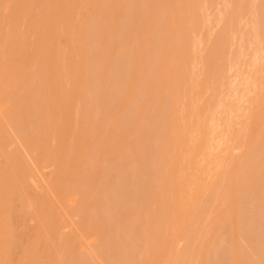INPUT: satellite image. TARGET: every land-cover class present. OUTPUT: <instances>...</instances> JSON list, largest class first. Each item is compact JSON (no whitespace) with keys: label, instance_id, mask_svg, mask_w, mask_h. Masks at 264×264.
<instances>
[{"label":"rangeland","instance_id":"obj_1","mask_svg":"<svg viewBox=\"0 0 264 264\" xmlns=\"http://www.w3.org/2000/svg\"><path fill=\"white\" fill-rule=\"evenodd\" d=\"M79 1L38 0L62 10L53 15L56 41L41 37L52 40L54 49L45 48L52 66L65 65L57 76L47 53L40 61L50 64L39 56L41 64L23 63L26 52L16 65L14 44L30 42L28 53H38L32 46L52 26L51 10L41 22L37 0H0V83L7 81L0 86V212L13 213L8 236L0 232V264H16L17 253L26 264L28 257L35 264H264V0ZM42 64L53 68L48 91L39 87ZM18 72L28 76L22 81ZM21 83L39 84V93ZM38 96L50 103L38 105ZM22 98L26 107L40 101L29 105L40 109L32 118L45 114L38 139Z\"/></svg>","mask_w":264,"mask_h":264},{"label":"bare ground","instance_id":"obj_2","mask_svg":"<svg viewBox=\"0 0 264 264\" xmlns=\"http://www.w3.org/2000/svg\"><path fill=\"white\" fill-rule=\"evenodd\" d=\"M29 1H30V0H29ZM31 1H32V0H31ZM34 1H35V0H34ZM44 1H45V0H44ZM56 1L58 2V0H56ZM59 1H60V0H59ZM61 1H64V0H61ZM68 1L70 2L71 0H68ZM78 1H79V0H78ZM80 1H82V0H80ZM80 1H79V2H80ZM2 2H3V1H2ZM15 2H16V1H15ZM49 2H50V1H49ZM51 2H52V1H51ZM57 2H56V3H57ZM33 3H34V2H33ZM39 3H40V4H38V0H37V3H36V4H38V7L42 4L41 2H39ZM61 3H64V5H65V4H66V0H65V2H60V3L58 2V5L61 4ZM74 3H77V2H74ZM218 3H219V2H218ZM52 4H53V2H52ZM52 4H48V3H46V4H45L46 8L43 7L44 4L41 5V6H42V7H41V10L43 11V9H44L45 12L43 11V13H44V14H43L44 17L42 16L43 18L40 19L41 22H43V21H42L43 19H44L45 22H48V21H49L48 24L52 25V26H50L51 28L53 27V24H55V22H57V21L54 20V19H56V18H54L55 14H56V13H55V12H56L55 10H56V9H57V10H58V9L60 10L59 7H58V8L55 7V9L52 8L54 11H53L52 9H50V8L52 7V6H51ZM70 4H71V2H70ZM206 4H207V3H206ZM13 5H14V4H13ZM17 5H19V4H17ZM17 5H16V6H17ZM49 5H50V6H49ZM55 5H56V4L54 3L53 6H55ZM58 5H57V6H58ZM61 5H62V4H61ZM68 5H69V4L67 3V6H68ZM1 6H2V5L0 4V7H1ZM47 6L49 7L48 9H47ZM59 6H60V5H59ZM73 6H74V4H73ZM14 7H15V6H14ZM28 7H29V4H28ZM64 7H65V6H64ZM64 7H63V8H64ZM70 7H72V6H70ZM76 7H77V6H76ZM78 7H80V6H78ZM11 8H12V7H11ZM17 8H18V7H17ZM34 8H35V10H36V7H34ZM67 8H69V6H68ZM1 9H2V8H1ZM12 9H14V8H12ZM22 9H23V8H22ZM49 9L51 10L50 12H48ZM71 9H72V8H71ZM168 9H169V8H168ZM17 10H18V9H17ZM17 10H16V11H17ZM46 10H47V11H46ZM169 10H170V9H169ZM12 11H14V10H12ZM19 11H21V10H19ZM19 11H18V12H19ZM36 11H37V10H36ZM60 11H62V10H60ZM202 11H203V10H202ZM0 12H1V11H0ZM18 12H17V13H18ZM46 12H48V14L52 12L51 14H49V16H51V17H49V16L47 15ZM65 12H66V10H65ZM65 12H64V13H65ZM207 12H208V11H207ZM218 12H219V11H218ZM21 13H22V12H21ZM45 13H46V15H45ZM57 13H58V11H57ZM72 13H73V11H72ZM23 14H24V13H23ZM41 14H42V13H41ZM41 14H40V15H41ZM66 14H67V13H66ZM68 14H69V12H68ZM0 15H1V14H0ZM10 15H11V14H10ZM16 15H17V14H16ZM53 15H54V16H53ZM75 15H76V13H75ZM75 15H74V16H75ZM28 16H29V15H28ZM45 16H46V17L48 16L49 19L52 18V19L54 20L53 23L51 24L52 19L49 20V19L46 18ZM61 16L64 17V14H61ZM70 16H71V15H70ZM70 16H67V17L70 18ZM13 17H14V16H13ZM22 17H24V16H22ZM34 17H35V16H33V19H34ZM57 17H58V15H57ZM65 17H66V16H65ZM26 18L28 19L27 16H26ZM31 18H32V17H31ZM37 18H38V17H37ZM45 18H46V20H45ZM69 18H68V19H69ZM1 19H2V18H1ZM33 19H32V20H33ZM35 19H36V18H35ZM35 19H34V20H35ZM47 19H48V21H47ZM64 19H65V18H64ZM203 19H204V18H203ZM30 20H31V19L29 18V21H30ZM40 20L35 21V22L39 24V23H41ZM56 20H59V18L56 19ZM65 20H66V19H65ZM70 20H71V19H70ZM70 20H69V21H70ZM29 21H28V22H29ZM60 21H61V20H60ZM25 22H26V20H25ZM35 22H33L34 25H35ZM62 22H63V21H62ZM66 22H68V21L66 20ZM66 22H65V23H66ZM73 22H74V21H73ZM76 22H77V21H76ZM215 22H216V21H215ZM0 23H1V22H0ZM2 23H3V22H2ZM2 23H1V24H2ZM31 23H32V22H31ZM31 23H30V24L28 23L29 26L31 25ZM59 23H60V22H59ZM59 23H57V24H59ZM63 23H64V22H63ZM172 23H173V22H172ZM13 24H14V23H13ZM38 24H36V25L33 26V27H36ZM42 24H43V23H42ZM69 24H70V23H69ZM203 24H204V23H203ZM215 24H216V23H215ZM44 25H45V24H44ZM46 25H47V24H46ZM59 25H61V24H59ZM64 25H66V24H64ZM15 26H16V24H15ZM19 26H20V25H19ZM62 26H63V25H62ZM66 26H67V25H66ZM70 26H71V25H70ZM70 26H69V27H70ZM16 27H18V26H16ZM26 27H28V26H26ZM47 27H48V26H46V28H47ZM50 27L48 28V30H45V32L50 31V30H51ZM58 27H59V26L56 27V26L54 25L53 28H57V29L59 30L60 27H59V28H58ZM64 27H65V26H64ZM238 27H239V26H238ZM18 28H19V27H18ZM28 28H29V27H28ZM40 28H41V27H40ZM53 28H52V30H53ZM66 28H67V27H66ZM85 28H86V27H85ZM57 29H54L55 31H54V30H53V31L51 30L49 33H48V32H47V33L44 32V34H43V33L40 34V33L38 32V34H37V38H38V35L40 34L39 38H40V40H42V41H41V45L43 44V47H40V46H41L40 43L38 44V47H37V46H32L33 48L36 47L37 49H40V48H41V49L38 51V53H37V51H36L35 55L33 54V55H34L33 57L31 56L32 54H30L31 52L28 53V49H27V48H29V46L31 47V44H32V43L28 42L29 44H28V43H27V44L25 43V44H26V45H25V44H24V40H23V41L21 40V42H23V45H25V46H21L22 44H21V45H20L19 43L16 44V42H17V40H18V39H17V40L15 41L14 44L16 45V47L18 46V48H16V51H20L19 53L17 52V53H18V54H17L18 56L16 55V56L19 57V58L16 57V62H17V63L13 60V59H15V57L12 58L11 60H9V59H10V58H9L8 60H9V61H12V62H11L12 64H11V63H9V64H10L11 66H13V62L16 63V65L19 64L17 59H20V57H21L23 54L25 55L26 52H27L26 55H29L30 58H28L29 56H27V57L25 56V57L27 58V59H26V58L24 57V55H23V57L25 58V59L22 60L23 63H24V60H25L26 62L29 61V63H30L32 60H34V59L36 60V58H37L38 56H39V58H40L39 61H40V60H43V56H45L44 54H46V53H47V54H46L45 59L47 60V57H48V53H49V52L46 51V49L48 50V46H50L49 50H50V49H52V50L54 49V48H51L52 46H51L50 44H48V43H50V41H52V40H53V42L56 41V39H54V35L57 34V33H56V30H57ZM64 29H65V28H64ZM11 31H12V30H11ZM15 31H16V30H15ZM32 31H33V30H32ZM34 31H35L34 33L37 32V30H34ZM39 31H40V30H39ZM175 31H176V30H175ZM13 32H14V31H13ZM26 32H27V31H26ZM51 32H53V33H51ZM13 34H14V33H13ZM18 34L20 35V33H18ZM45 34H47V35L50 34L49 36H51V37H52L51 34H54L53 37L51 38L52 40L50 39L49 36H48V37H49V38H48L49 40L46 39L47 37H45V36H46ZM43 35H45V36L43 37L44 39H41V37H42ZM94 35H95V34H94ZM26 36H28V35H26ZM210 36H211V35H210ZM17 37H18V36H17ZM20 37H21V36H20ZM20 37H19V38H20ZM95 37H96V36H95ZM7 38H8V37H7ZM10 38H11V37H10ZM55 38H56V37H55ZM13 39H14V38H13ZM20 39H21V38H20ZM45 39H46V41H45ZM93 39H94V38H93ZM233 39H234V38H233ZM35 40H36V39H35ZM35 40H34V41H35ZM43 40H44V41H43ZM54 40H55V41H54ZM86 40H87V39H86ZM95 40H96V39H95ZM195 40H196V39H195ZM18 41H20V40H18ZM57 41H58V40H57ZM87 41H88V40H87ZM9 42H10V41H9ZM21 42H20V43H21ZM32 42H33V41H32ZM37 42H39V41H37ZM42 42H43V43H42ZM45 42H46V44L44 45ZM47 42H48V43H47ZM197 42H198V41H197ZM57 43H58V42H57ZM10 44H11V42H10ZM52 44H53V43H52ZM177 44H178V43H177ZM200 44H201V42H200ZM19 45H20L21 47H20ZM36 45H37V43H36ZM39 45H40V46H39ZM53 45H54V44H53ZM59 45H60V44H59ZM255 45H256V44H255ZM44 46H45V47H44ZM56 46H57V45H56ZM85 46H86V45H85ZM23 47H24V48H23ZM26 47H27V48H26ZM54 47H55V45H54ZM60 47H61V46H60ZM60 47H58V46L55 47V48H56V49H55V52H56V50H57L58 48H59V49L57 50V52H60V50H61ZM93 47H94V46H93ZM233 47H234V46H233ZM25 48H26V49H25ZM45 48H46V49H45ZM200 48H201V47H200ZM18 49H20V50H18ZM24 49H25V50H24ZM88 49H89V48H87V50H88ZM22 50H24L25 53L22 52ZM29 50H30V48H29ZM42 50H43V51H42ZM44 50H45V52H44ZM74 50H75V49H74ZM85 50H86V49H84L83 51H85ZM87 50H86V51H87ZM94 50H95V48H94ZM194 50H195V49H194ZM14 51H15V50H14ZM40 51H41V52H40ZM86 51H85V52H86ZM32 52H33V51H32ZM43 52H44V53H43ZM50 52H51V51H50ZM53 52H54V51H53ZM57 52H56V53H57ZM88 52H89V50L87 51V54H88ZM253 52H254V50H253ZM20 53H23V54H20ZM40 53L42 54L41 56H40ZM51 53H52V52H51ZM83 53H84V52H83ZM89 53H90V52H89ZM195 53H196V52H195ZM195 53H194V54H195ZM259 53H260V52H259ZM13 54H14V53H13ZM57 54L60 55V53H57ZM57 54H54V55H57ZM64 54H65V53H64ZM87 54H86V55H87ZM203 54H204V53H203ZM20 55H21V56H20ZM49 55H50V53H49ZM71 55H72V54H71ZM94 55H95V54H94ZM242 55H243V54H242ZM36 56H37V57H36ZM57 56H58V55H57ZM60 56H61V55H60ZM60 56H58V57H60ZM84 56H85V55H84ZM253 56H254V54H253ZM256 56H257V55H256ZM58 57L55 56L56 59H57ZM79 57H80V56H79ZM85 57H88V61H89V55H88V56H85ZM239 57H240V55H239ZM32 58H34V59H32ZM41 58H42V59H41ZM49 58H50V56L48 57V59H49ZM77 58H78V57H77ZM194 58H195V57H194ZM21 59H22V58H21ZM45 59H44V60H45ZM52 59H54V57H53ZM52 59H51V60L49 59V61H51L52 64H50V63L47 61V62L51 65V67H53L52 65H53V62H54V61H52ZM59 59H60V58H59ZM95 59H96V58H95ZM167 59H168V58H167ZM46 60H45V62H41V61H40V62L46 64V63H47ZM57 60H58V59H57ZM57 60H55V61H56V62H59V60H58V61H57ZM83 60H84V59H83ZM90 60H92V59H90ZM179 60H180V59H179ZM244 60H245V59H244ZM19 61H20V60H19ZM36 61H38V59H37ZM39 61H38V63H37V62H36V63H37V64H41V63H39ZM94 61H95V60H94ZM171 61H172V60H171ZM228 61H229V60H228ZM20 62H21V61H20ZM81 62H82V59H81ZM90 62H91V61H90ZM244 62H245V61H244ZM7 63H8V62H7ZM7 63H6V64H7ZM26 64H27V63H25V65H26ZM30 64H32V62H31ZM56 64H57V63H56ZM58 64H59V65H56V67L54 66V67H55V71H54L55 73H56V70H58V69H56V68H58V66H60V64H62V63H58ZM88 64H89V62H88ZM88 64H87V65H88ZM195 64H196V62H195ZM14 65H15V64H14ZM19 65H20V64H19ZM19 65H18V66H19ZM21 65H22V64H21ZM50 65H49V66H48V65H45L43 68H45L46 70L44 69L43 71L41 70V69H43V68H41V67L43 66V64H42L40 67H38V68H39V69H38V70H39L38 73L40 72V74H42V76H40V74H37L38 77H39V76H40V77H43V76H44V81L41 80V79H43V78L40 79V81H42V83H41V82L39 83L40 86H39V84H37V85H34V86H35V88H34V86H32V85L29 83V84H27L26 87H28V85H29V86L31 85V88L27 89V88L21 83V84L24 86L25 91L31 92V89H34L33 91L37 94V92H38V90H39L38 86H39L40 88H42V89H43V87L46 88V89H47V88H48V89H51V87H49L51 84H48V85H49V86H48L47 83H48L49 81H52L53 79L50 78L51 80H49V81H48V79H47L48 82L45 81V79L48 78V76L46 77V74L49 75L50 73L53 72V68H54V67L51 68ZM237 65H238V64H237ZM4 66H5V65H4ZM6 66L8 67V64H7ZM23 66H24V64H23ZM27 66H29V64H28ZM46 66H48V67H49L48 69H50V70L48 71V73H45V71H47ZM63 66H65V65H63ZM63 66L61 65L60 68L63 69ZM74 66H76V65H74ZM79 66H80V64H79ZM239 66H240V65H239ZM71 67H72V66H71ZM90 67H91V66H90ZM95 67H96V65H95ZM195 67H196V66H195ZM0 68L2 69L1 66H0ZM9 68H10V67H9ZM93 68H94V67H93ZM193 68H194V66H193ZM13 69H15V67H13ZM24 69H27V68H24ZM94 69H96V68H94ZM233 69H234V68H233ZM3 70H4V69H3ZM3 70H2V71H3ZM11 70H12V68H10V71H11ZM20 70H21V69H20ZM51 70H52V72H51ZM90 70H91V69H90ZM195 70H196V69H195ZM13 71H14V70H13ZM41 71H42V72H41ZM60 71H61V70H60ZM62 71H63V70H62ZM88 71H89V70H88ZM7 72H8V70H7ZM7 72H6V74H7ZM11 72H12V71H11ZM11 72H9L8 74H10ZM24 72H25V71H24ZM24 72H18V75H16L17 77H19V76L23 73L25 77H24V76H22V78H21V76L19 77L20 79H22V81L28 76V74H26V73H24ZM49 72H50V73H49ZM3 73H4V72H3ZM15 73L17 74V71H16ZM43 73H44V74H43ZM55 73H54V74H55ZM59 73H60V72H59ZM61 73H62V72H61ZM64 73H66V72L64 71V72H63V75H64ZM93 73H94V72H93ZM251 73H252V72H251ZM6 74H4V75H6ZM8 74H7V76H8ZM13 74H14V72H13ZM13 74H12V75H13ZM23 74H22V75H23ZM25 74H26L27 76H26ZM52 75H53V73H52ZM56 75L58 76L57 73H56ZM72 75H73V74H72ZM1 76H2V74H1ZM7 76H6V77H7ZM13 76H14V75H13ZM49 76H50V75H49ZM54 76H55V75H54ZM57 76H56V77H57ZM59 76H60V75H59ZM90 76H91V75H90ZM165 76H166V75H165ZM237 76H238V75H237ZM23 77H24V78H23ZM50 77H51V76H50ZM78 77H79V76H78ZM83 78H84V77H83ZM240 78H241V77H240ZM15 79H16V78H15ZM59 79H60V78H59ZM9 80H10V79H9ZM54 80H55V78H54ZM54 80H53V81H54ZM57 80H58V78H57ZM57 80H56V81H57ZM72 80H73V78H72ZM4 81H6V79L3 80L2 83H0V86H1V84H2V85H3V84L5 85V83H3ZM22 81H21V82H22ZM53 81H52V82H53ZM76 81H77V80H76ZM6 82H7V81H6ZM15 82H16V81H15ZM27 82H28V81H27ZM44 82L46 83L47 86L45 85ZM54 82H55V81H54ZM92 82H93V81H92ZM8 83H9V82H8ZM8 83H7V84H8ZM11 83H12V82H11ZM49 83H51V82H49ZM59 83H60V82H59ZM61 83L63 84V81H62ZM24 84L26 85L25 82H24ZM43 84H44V85H43ZM11 85H12V84H11ZM13 85H14V84H13ZM13 85H12V86H13ZM53 85L55 86V84H53ZM92 85H93V84H92ZM23 86H22V87H23ZM56 86H57V85H56ZM56 86H55V87H56ZM79 86H81V85H79ZM83 86H84V85H83ZM1 87H2V86H1ZM18 87H20V84L18 85ZM3 88H4V87H3ZM62 88H64V85L62 86ZM69 88H70V87L68 86L67 89L69 90ZM253 88H254V87H253ZM4 89H5V88H4ZM35 89H38V90L36 91ZM48 89H47V91H48ZM57 89H58V88H57ZM73 89H74V88H73ZM2 90H3V89H2ZM10 90H12V89H10ZM53 90H54V87H53ZM206 90H207V89H206ZM5 91H6V90H5ZM15 91H17L16 88H15ZM20 91H21V89H20ZM33 91H32V92H33ZM54 91H55V90H54ZM54 91H51V93L53 92V93H52L53 95H55V94H54V93H55ZM60 91H62L61 87H60ZM77 91H78V90H77ZM87 91H88V90H87ZM89 91H90V90H89ZM171 91H172V88H171ZM208 91H209V90H208ZM17 92H18V91H17ZM17 92H16V93H17ZM34 92H33V93H34ZM81 92H82V91H81ZM10 93H11V92H10ZM22 93H23V92H22ZM38 93H39V92H38ZM56 93L59 94L60 92H58V91L56 90ZM193 93H194V92H193ZM193 93H192V94H193ZM205 93H206V92H205ZM0 94H1V93H0ZM5 94H6V93H5ZM24 94H26V93H24ZM27 94H30V93H27ZM46 94H47V93H45V94H40V96H41V95H45V96H46ZM92 94H93V93H92ZM15 95H16V94H15ZM15 95H14V96H15ZM34 95H35V94H34ZM25 96H27V95H25ZM28 96H29L30 98L36 99V98H34L33 96L31 97V95H28ZM48 96H49V95H48ZM56 96H57V95H56ZM56 96H54V97H56ZM95 96H96V95H95ZM10 97H11V96H10ZM12 97H13V96H12ZM22 97H23V96H22ZM43 97H44V96H43ZM43 97L41 98V99H42V100H41L40 97L38 96L39 100L42 101V103H41L40 101H37V100H36V102H40V104H38V103L35 102V104L33 105V104L31 103L33 99H30V98H28L27 102H29V99H30L31 102H29V103H31V104H29V105H31L32 108H33L36 104H38V105L45 104L44 101H43ZM57 97H59V95H58ZM71 97H72V96H71ZM13 98H15V97H13ZM38 98H37V99H38ZM47 98H48V97H47ZM49 98H50V97H49ZM76 98H78V97H76ZM81 98H82V97H81ZM94 98H95V97H94ZM3 99H5V98H3ZM24 99H25V97H24ZM26 99H27V98H26ZM59 99H60V98H59ZM63 99H64V97H63ZM71 99H72V98H71ZM78 99H79V98H78ZM192 99H193V98H192ZM47 100H48V99H47ZM50 100H51V98H50ZM17 101H18V99H17ZM21 101H22V103H21V102H20V103L22 104V105H21L22 108L26 110V112H25V111H24V112H25V113H28L27 115L24 114V116H27L28 119H27V118H24V119H25V120L27 119V120H29V121H31L30 119H33L32 121H33L34 124L36 125V127L34 128L33 126H35V125L32 124V125H33V126H32V127H33V130H34V132H32V133H31V131H30V130H32V128H31L30 126H28V128H29V127L31 128L30 130H29L28 128H24V129L26 130L25 133H26V134H27V132H28L29 134L31 133L30 135L33 134V136H32L33 138H35V139L37 138V139H38L39 137L36 136V135L40 133V132L38 131L40 127H38L37 130H36V128H37V125H38V124H42V123H43L42 119H43V117H44L45 114L42 115V118H41V119H37L35 116H38V115H39V114H36V113H38L39 110H40V109H39V106L37 105V106H38V108H36V110L38 109V112H37L36 110L31 109V107L28 105V103H27V105H28L29 107H28V106L26 107V104L24 105V101H25V100H23V98H22ZM34 101H35V100H34ZM62 101H63V100H62ZM67 101H68V100H67ZM69 101H72V100H69ZM15 102H16V100H15ZM55 102H56V101H55ZM60 102H61V101H60ZM60 102L58 101V104H59ZM94 102H95V101H94ZM12 103H14V102H12ZM12 103H11V104H12ZM17 103H18V102H17ZM48 103H50V101H49ZM48 103H46L45 105H48ZM58 104H57V108H58V111H57V112H60L61 110H65V109H61V110H60V109H59V106H60V108H61V105H58ZM92 104H93V103H92ZM16 105L19 106L20 104H19V105L16 104ZM49 105H50V104H49ZM51 105H53L52 102H51ZM66 105H67V104H66ZM69 105H70V104H69ZM23 106H24V107H23ZM37 106H36V107H37ZM25 107H26V108H25ZM47 107L49 108V106H47ZM47 107L45 106V107H43V108H44V109H48ZM54 107H55V106H54ZM62 107H63V106H62ZM66 107H67V106H66ZM40 108H41V107H40ZM51 108H52V107H51ZM20 109H21V108H20ZM27 109H28V110H27ZM34 109H35V108H34ZM55 109H56V108H55ZM247 109H248V108H247ZM11 110H12V109H11ZM18 110H19V109H18ZM18 110H16V111H18ZM21 110H22V109H21ZM29 110H30V111H29ZM31 110H33V112H35V114L32 113V116L35 115V116H34L35 118H34V117L32 118V116H30V115H31ZM49 110H50V108H49ZM53 110H54V109H53ZM53 110H52V111H53ZM68 110H70V109H68ZM14 111H15V110H14ZM28 111H29V112H28ZM52 111H50V112H52ZM54 111H55V110H54ZM74 111H75V110H74ZM47 112H48V111H47ZM18 113H19V112H17V115H18ZM29 113H30V115H29ZM74 113H75V112H74ZM20 114H21V113H20ZM48 114H49V113H48ZM53 114H55V113L53 112ZM69 114H70V113H69ZM9 115H10V114H9ZM21 115L23 116V114H21ZM21 115L18 116V119H19V117H20ZM60 115H61V113L58 114L59 117H60ZM75 115H76V114H74V116H75ZM91 115H92V114H91ZM94 115H95V114H94ZM214 115H215V114H214ZM12 116H13V114H12ZM14 116H15V114H14ZM14 116H13L12 118H14ZM22 116H21L20 118H22ZM46 116L48 117L47 114H46ZM95 116H96V115H95ZM29 117H31V118H29ZM47 117H46V118H47ZM54 117H55V115H54ZM54 117H53V118H54ZM57 118H58V117H56V119H57ZM61 118H63V117H61ZM67 118H68V115H67ZM14 119H15V118H14ZM14 119H13V120H14ZM51 119H52V118H51ZM58 119H59V118H58ZM73 119H74V118H73ZM93 119H94V117H93ZM13 120H12V121H13ZM19 120L21 121V123L23 122V123H22L23 125H25V124L27 123V120H26V123H25V121H23V118H22V119H19ZM61 120H62V119H61ZM89 120H90V119H89ZM94 120H95V119H94ZM32 121H31V123H33ZM48 121H49V119H48ZM50 121H53V120H50ZM54 121H55V120H54ZM57 121H58V120H56V125L58 124ZM62 121H63V120H62ZM69 121H70V120H69ZM69 121H68V122L66 121V123H69V124H70L73 120H72L71 122H69ZM81 121H82V118H81ZM16 122H17V121H16ZM59 122H61V121H59ZM74 122H75V121H74ZM84 122H85V121H84ZM13 123H14V122H13ZM24 123H25V124H24ZM53 123H54V122H53ZM63 123H64V122H63ZM59 124H60V123H59ZM64 124H65V123H64ZM69 124H68V126H69ZM15 125H16V124H15ZM26 125H29V122H28V124H26ZM30 125H31V124H30ZM56 125H55V124H52V127H51L52 129H51V130L54 131L53 128H54V126H56ZM70 125H71V124H70ZM74 125H76V124H74ZM80 125H81V124H80ZM65 126H67V124H66ZM41 127H42V125H41ZM46 127H47V126H46ZM70 127H71V126H70ZM87 127H88V126H87ZM56 128H57V127H56ZM56 128H55V129H56ZM62 128H63V127H61V130H62ZM66 128H67V127H66ZM68 128H69V127H68ZM68 128H67L66 130H68ZM73 128H74V127H73ZM27 129H28V131H27ZM40 129H41V128H40ZM42 129H43V128H42ZM59 129H60V128H58L57 131H59ZM49 130H50V129H48L47 132H49ZM64 130H65V129H64ZM64 130H63V131H64ZM66 130H65V132H63V134L65 133V136H66ZM88 130H89V128H88ZM35 131H38V133L35 134ZM68 131H70V129H69ZM197 131H198V130H197ZM54 132H55V131H54ZM43 133H45V132H43ZM55 133H56V132H55ZM61 133H62V132H61ZM23 134H24V133H23ZM34 134H35V137H34ZM48 134H49V133L44 134V135H47L46 138H50V139H52V137H49V136H51V135L49 134V136H48ZM57 134H58V133H57ZM63 134H62V135H63ZM27 135H28V134H27ZM30 135H29L28 137H31ZM41 135H42V134H41ZM41 135H40V136H41ZM44 135H43V136H44ZM53 135H54V138H55V134H53ZM62 135H61V136H62ZM71 135H72V134H71ZM82 135H83V134H82ZM2 136H3V133H2ZM58 136H59V138L61 137L60 135H58ZM58 136H57V137H58ZM67 136L69 137V135H67ZM67 136H66V137H67ZM95 136H96V135H95ZM5 137H6V136H5ZM26 137H27V136H26ZM63 137H64V136H63ZM63 137H62L61 139H63ZM79 137H80V136H79ZM1 138H2V137H1ZM64 138H65V137H64ZM77 138H78V137H77ZM3 139H4V138H3ZM27 139H28V138H27ZM30 139H31V138H30ZM40 139H42V138H40ZM40 139H39V140H40ZM44 139H45V136H44ZM32 140H34V139H31L30 141H29V139H28V141H29L30 143H31ZM42 140H43V139H42ZM58 140H59V139H58ZM65 140H66V139H65ZM52 141H53V140H52ZM54 141H55V140H54ZM56 141H57V140H56ZM56 141H55V142H56ZM68 141H70V140H68ZM90 141H91V139H90ZM93 141H94V139H93ZM3 142H4V141H3ZM34 142H35V140H34ZM41 142H42V141H41ZM64 142H66V141H64ZM71 142H72V141H71ZM32 143H33V142H32ZM32 143H31V144H32ZM35 143L37 144V142H35ZM38 143H39V142H38ZM42 143H43V142H42ZM50 143H51V142H50ZM83 143H85V142H83ZM88 143H89V142H88ZM28 144H29V143H28ZM46 144H47V142H46ZM57 144H58V143L56 142V145H57ZM61 144H62V143H61ZM64 144H65V143H64ZM72 144H73V142H72ZM91 144H93V143H91ZM62 145H63V144H62ZM70 145H71V144H70ZM89 145H90V144H89ZM93 145H94V144H93ZM30 146H31V145H30ZM57 146H58V145H57ZM65 146H66V145H64V148H66ZM85 146H86V144H85ZM82 147H83V146H82ZM3 148H4V146H3ZM32 148H33V147H32ZM50 148H51V147H50ZM56 148H57V147H56ZM62 148H63V147H62ZM74 148H75V147H74ZM80 148H81V147H80ZM57 149H59V148H57ZM57 149H56V150H57ZM86 149H87V148H86ZM53 150H55V147H54V149H52L51 151H53ZM59 150H60V152L62 151V149H59ZM65 150H66V149H65ZM69 150H70V148H69ZM88 150H89V149H88ZM48 151H49V150H48ZM57 151H58V150H57ZM67 151H68V149H67ZM0 153H1V152H0ZM49 153H50V152H49ZM63 153H64V152H63ZM74 153H75V152H74ZM83 153H84V152H83ZM86 153H87V152H86ZM54 154H55V153H54ZM54 154H53V156H54ZM59 154H60V153H59ZM69 154H70V153H69ZM48 155H50V154H48ZM61 155H62V154H61ZM86 155H87V154H86ZM62 156H63V155H62ZM65 156H66V155H65ZM70 156H71V155H70ZM80 156H81V155H80ZM56 157H57V156H56ZM56 157H55V158H56ZM58 157H59V155H58ZM66 157H67V156H66ZM75 157H77V156H74V158H75ZM78 157H79V156H78ZM78 157H77V158H78ZM94 157H95V156H94ZM59 158H61V157H59ZM166 158H167V157H166ZM262 158H263V157H262ZM63 159H64V158H63ZM72 159H73V157H72ZM10 160H11V159H10ZM55 160H56V159H55ZM75 160H76V158H75ZM83 160H84V159H83ZM52 161H53V160H52ZM94 161H95V160H94ZM12 162H13V160H12ZM58 162H59V161H58ZM62 162H63V161H62ZM91 162H92V160H91ZM10 163H11V161H10ZM64 163H65V162H64ZM66 163H67V162H66ZM87 163H88V162H87ZM5 164H6V163H4V165H5ZM56 164H57V163H56ZM73 164H74V162H73ZM89 164H90V163H89ZM17 165H18V164H17ZM71 165H72V164H71ZM71 165H70V166H71ZM75 165L77 166V163L74 164V167L76 168ZM67 166H68V164H67ZM1 167H4V166L1 165ZM8 167H9V166H8ZM12 167H13V166H12ZM14 167H15V166H14ZM18 167H19V166H18ZM18 167H17V168H18ZM72 167H73V166H72ZM72 167H70V168H72ZM80 167H81V166H80ZM9 168H10V167H9ZM77 168H79V167L77 166ZM77 168H76V169H73V168H72V169H73V170H77ZM90 168H91V167H90ZM4 169H5V168H4ZM4 169H3V170H4ZM11 169H12V168H11ZM13 169H14V168H13ZM80 169H82V168H80ZM87 169H88V168H87ZM9 170H10V169H8V171H9ZM20 170H22V169H20ZM20 170H17V171H20ZM23 170H24V169H23ZM68 170H69V169H68ZM70 170H71V169H70ZM78 170H79V169H78ZM1 171H2V170H1ZM60 171H61V170H60ZM80 171H81V170H80ZM94 171H95V170H94ZM12 172H14V171H12ZM68 172H69V171H68ZM86 172H87V171H85V169H84V173H86ZM90 172H91V171H90ZM4 173H5V172H4ZM7 173H8V172H7ZM15 173H16V172H15ZM15 173H14V175H15ZM18 173H19V172H18ZM21 173H22V172H21ZM62 173H63V172H61V174H62ZM71 173H72V172H71ZM74 173H75V175L79 174V172L77 173V171L73 172V174H74ZM95 173H96V172H95ZM16 174H17V173H16ZM24 174H26V173H24ZM69 174H70V173H69ZM253 174H254V173H253ZM9 175H10V174H9ZM18 175H19V174H18ZM22 175H23V174H22ZM67 175H68V174H67ZM70 175H71V174H70ZM80 175H81V174H79V176H80ZM12 176H13V174H12ZM79 176L77 175V176H75L74 178L79 177ZM0 177H2V176H0ZM6 177H8V176H5V178H6ZM16 177H17V176H16ZM24 177H25V176H24ZM70 177H71V176H70ZM70 177H69V179H71ZM91 177H93V176H91ZM251 177H252V176H251ZM253 177H254V176H253ZM253 177L248 181V182H250V183L247 182L246 187H251L250 185L248 186V184H251V182H252L251 180H253ZM20 178H21V177H20ZM67 178H68V177H67ZM84 178H85V177H84ZM22 179H23V178H22ZM77 179L79 180V178H77ZM80 179H81V177H80ZM86 179H87V178H86ZM86 179H85V180H86ZM90 179L92 180V178H90ZM18 180H19V178H18ZM73 180H74V179H73ZM75 180H76V179H75ZM81 180H82V179H81ZM4 181H5V180H4ZM8 181H9V179H8ZM10 181H12V179H11ZM20 181H21V180H20ZM83 181H84V180H83ZM92 181H94V180H92ZM5 182H7V180H6ZM14 182H15V181H14ZM78 182H79V181H78ZM12 183H13V181H12ZM21 183H22V182H21ZM86 183H87V182H86ZM95 183H96V182H95ZM3 184H4V182H2V185H3ZM13 184H14V183H13ZM13 184L10 185V184L8 183V185H10V187H11ZM68 184H69V183H68ZM78 184H79V183H78ZM243 184H244V183H243ZM8 185H7V187H8ZM17 185H18V184H17ZM79 185H80V184H79ZM244 185H245V184H244ZM244 185H243V186H244ZM0 186H1V184H0ZM72 186H73V185H72ZM241 186H242V185H241ZM243 186H242V187H243ZM91 187H93V185H91L90 187H88V189H91ZM94 187H95V186H94ZM5 188H6V187H5ZM13 188H14V186H13ZM13 188H12V189H13ZM16 188H17V187H16ZM0 189H1V187H0ZM13 190H14V189H13ZM83 190H84V189H83ZM92 190H93V189H92ZM1 191H2V190H1ZM17 191H18V190H17ZM81 191H82V190H81ZM88 191H89V190H88ZM14 192H15V191H14ZM88 194H89V192H88ZM2 195H3V194H2ZM4 195H5V194H4ZM91 195H92V194H91ZM3 197H6V195L3 196ZM8 197H9V196H8ZM12 197H15V195H12ZM12 197H11V198H12ZM16 198H17V197H16ZM85 198H86V197H85ZM8 199H9V198H8ZM2 200H3V198H2ZM2 200H1V201H2ZM15 200H16V199H15ZM84 200H85V199H84ZM16 201H17V200H16ZM6 202H8V200H7ZM10 202H11V201H10ZM87 202H88V201H87ZM91 202H92V201H91ZM1 204H2V203H1ZM6 204H8V203H5V205H6ZM3 205H4V204H3ZM5 205H4V207H5ZM8 205H9V204H8ZM16 206H17V205H16ZM92 206H93V205H92ZM95 206H96V205H95ZM11 207H12V206H11ZM1 208H2V207H1ZM3 209H4V208H3ZM9 209H10V207H9ZM15 209H17V207H16ZM85 209H86V207H85ZM13 210H14V209H13ZM89 210H90V209H89ZM1 211H2V209H1ZM6 211H7V214L5 213L6 216L4 215V212H2V213L0 212V215H1V217H0V222H3V223L5 222V224H6V222H7V225H5V227H6V229L8 228L7 230H5V228L3 229L4 224H3V223H2V224L0 223V226H1L0 229H1V230L3 229L2 231L0 230V232H1L2 235H4V238H6L5 236H6L7 233H8L7 231H9V229H10L9 227L12 226V225L10 226V224H8V223H10V222H8V221H9V220H12V219L10 218V216L13 218V216H12L13 213H12V215L10 214V213H11V209L8 210V208H7ZM8 211H9V212H8ZM43 211H44V209H43ZM15 212H16V211H15ZM19 212H20V211H19ZM43 213H44V212H43ZM45 213H46V212H45ZM45 213L42 214V215H45ZM2 214H3V215H2ZM20 214H21V213H20ZM23 214H24V212H23ZM9 215H10V216H9ZM15 215H16V214H15ZM21 215H22V214H21ZM40 215H41V214H39L38 216H40ZM8 216H9L10 219L8 218ZM4 217H5V218H4ZM44 217H45V216H44ZM44 217L42 216L43 220H44ZM46 218H47V217H46ZM3 219H4V220H3ZM8 219H9V220H8ZM15 219H16V217H15ZM18 219H19V218H17V220H18ZM47 219H49V218H47ZM47 219H46V221H47ZM1 220H2V221H1ZM17 220H16V221H17ZM39 220H41V219L39 218ZM43 220H42V221H43ZM46 221H43V222L45 223ZM12 222H13V221H12ZM41 224H43V223H41ZM13 225H14V224H13ZM44 225H45V224H44ZM8 226H9V227H8ZM4 230H5V232H3ZM9 233H10V232H9ZM11 233H12V232H11ZM11 233H10V234H11ZM5 234H6V235H5ZM7 236H8V235H7ZM16 236H18V235H16ZM16 236H15V237H16ZM12 238H13V237H12ZM0 239H2V237H0ZM7 239H8V238H7ZM15 239H16V238H15ZM4 240H6V239H4ZM4 240H3V241H4ZM3 241H2V242H3ZM6 241H8V240H6ZM6 241H5V242H6ZM11 241H12V239H11ZM9 242H10V240H9ZM19 242H20V239H19ZM3 243H4V242H3ZM3 243H2V244H3ZM0 244H1V243H0ZM4 244H5V243H4ZM10 244H11V242H10ZM13 244H15V243H13ZM13 244H12V246H13ZM6 245H8V244H6ZM33 245H35V244H33ZM33 245H32V247H33ZM1 246H2V245H1ZM12 246H11V248H12ZM19 246H20V245H19ZM13 247H14V246H13ZM6 248H7V247H6ZM22 248H23V247H22ZM29 248L31 249L30 246H29ZM34 248H35V246H34ZM9 249H10V248H9ZM14 249H15V248H13V250H14ZM25 249H26V248H25ZM3 250H4V249H3ZM10 250H11V249H10ZM16 250H17V247H16ZM19 250H20V249H19ZM19 250H17V251H19ZM32 250L34 251V249H32ZM14 251H15V250H14ZM21 251H22V250H21ZM30 251H31V250L28 249L27 252H30ZM33 251H32V252H33ZM22 252H24V251H22ZM22 252H20V253H22ZM27 252H25V254H26ZM36 252H37V251H36ZM6 253H7V252H6ZM15 253H16V252H15ZM8 254H9V253H8ZM25 254L23 253V254H21V255H22V256H23V255L25 256ZM28 254H29V253H28ZM32 254L34 255L35 253H32ZM32 254H31V256H32ZM39 254H41V253L39 252ZM14 255H15V254H14ZM14 255H13V257H14ZM21 255H20V257H21ZM41 255H42V254H41ZM9 256H10V255H9ZM26 256H27V254H26ZM26 256H25V258H27L29 255H28L27 257H26ZM34 256H35V255H34ZM38 256H39V255H38ZM4 257H5V256H4ZM7 257H8V256H7ZM17 257H18L19 260H18V259L15 260V263H16V264H17V261H18V263L21 261L20 259H23V260H24V257L19 258V254H18V253H17V256H16L14 259H16ZM40 257H41V256H40ZM40 257H38V258H40ZM2 258H3V257H2ZM28 258H29L28 260L30 261L31 264H35V263L33 262V259H31V260H32V262H31L30 257H28ZM31 258H32V257H31ZM11 259H12V258H11ZM34 259H36V257H35ZM42 259H43V258H42ZM42 259L40 258L39 260H42ZM1 260H2V259H1ZM7 260H8V258H7ZM7 260H6V261H7ZM36 260H37V259H36ZM36 260H34V261L36 262ZM39 260H38L37 262H39ZM4 261H5V260H4ZM12 261H13V260H12ZM25 261L27 262V259H25V260L23 261V262L26 264ZM10 262H11V261L9 260L8 263H10ZM13 262H14V261H13ZM21 262H22V261H21ZM21 262H20V263H21ZM196 262H197V261H196ZM40 263H41V262H39V263H37V264H40ZM43 263H44V262H43ZM5 264H7V263H5ZM21 264H22V263H21ZM27 264H29V262H28ZM41 264H42V263H41Z\"/></svg>","mask_w":264,"mask_h":264}]
</instances>
